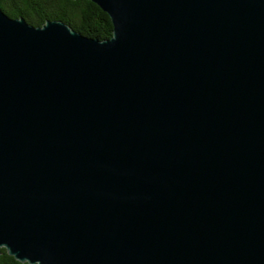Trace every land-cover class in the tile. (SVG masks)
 <instances>
[{
	"label": "water",
	"instance_id": "1",
	"mask_svg": "<svg viewBox=\"0 0 264 264\" xmlns=\"http://www.w3.org/2000/svg\"><path fill=\"white\" fill-rule=\"evenodd\" d=\"M89 1L109 37L0 8V249L264 264V0Z\"/></svg>",
	"mask_w": 264,
	"mask_h": 264
},
{
	"label": "trees",
	"instance_id": "2",
	"mask_svg": "<svg viewBox=\"0 0 264 264\" xmlns=\"http://www.w3.org/2000/svg\"><path fill=\"white\" fill-rule=\"evenodd\" d=\"M0 8L10 17L22 16L33 26L55 19L98 39L109 37L112 27L106 13L89 0H0ZM0 264L27 263L16 261L1 248Z\"/></svg>",
	"mask_w": 264,
	"mask_h": 264
}]
</instances>
